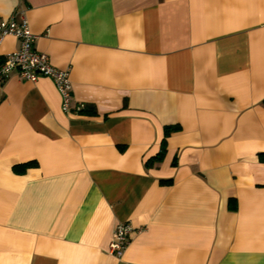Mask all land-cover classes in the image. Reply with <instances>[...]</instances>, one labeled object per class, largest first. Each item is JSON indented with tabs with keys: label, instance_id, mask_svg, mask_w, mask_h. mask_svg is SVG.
Here are the masks:
<instances>
[{
	"label": "crops",
	"instance_id": "obj_1",
	"mask_svg": "<svg viewBox=\"0 0 264 264\" xmlns=\"http://www.w3.org/2000/svg\"><path fill=\"white\" fill-rule=\"evenodd\" d=\"M13 15L71 110L49 76L0 82V264H264V0H0Z\"/></svg>",
	"mask_w": 264,
	"mask_h": 264
},
{
	"label": "built area",
	"instance_id": "obj_2",
	"mask_svg": "<svg viewBox=\"0 0 264 264\" xmlns=\"http://www.w3.org/2000/svg\"><path fill=\"white\" fill-rule=\"evenodd\" d=\"M6 35H13L20 40L19 48L4 55L0 60V82H3L13 70H18L22 79L35 81L39 76L53 78L62 97V109L65 112L71 110V80L69 69L54 67L45 53L36 51L32 42L35 35L31 33L27 20L21 16L13 15L7 20L0 21V43ZM80 108V107H78ZM138 232L128 222L119 223L113 230L109 243V252L120 257L132 239V235Z\"/></svg>",
	"mask_w": 264,
	"mask_h": 264
},
{
	"label": "trees",
	"instance_id": "obj_3",
	"mask_svg": "<svg viewBox=\"0 0 264 264\" xmlns=\"http://www.w3.org/2000/svg\"><path fill=\"white\" fill-rule=\"evenodd\" d=\"M173 128H174V127H172V126H168V127H166V128H165V134H168ZM160 157H161V153H160L159 156H157V159H160ZM27 165H28V164H26L25 166H27Z\"/></svg>",
	"mask_w": 264,
	"mask_h": 264
}]
</instances>
